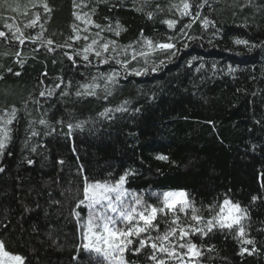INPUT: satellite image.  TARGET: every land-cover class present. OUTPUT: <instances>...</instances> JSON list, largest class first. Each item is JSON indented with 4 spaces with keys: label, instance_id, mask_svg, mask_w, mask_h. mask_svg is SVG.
I'll return each instance as SVG.
<instances>
[{
    "label": "trees",
    "instance_id": "trees-1",
    "mask_svg": "<svg viewBox=\"0 0 264 264\" xmlns=\"http://www.w3.org/2000/svg\"><path fill=\"white\" fill-rule=\"evenodd\" d=\"M190 2L200 17L195 22L172 7L180 0H0V31L7 33L0 37V114L17 113L11 141L0 151V240L25 264H100L97 254L81 247L88 213L75 205L83 198L84 177L115 181L126 172L131 174L125 187L133 192L183 189L202 210L225 196L247 209L243 224L253 245L242 244L235 228L214 229L192 237L201 255L186 257L191 263L264 264V0ZM82 3L87 7L76 6ZM77 12L92 14L104 29L101 35L120 46L139 48L144 38L155 43L174 37L178 51L170 59L167 53L153 55L157 64L165 63L141 76H125L119 65L102 64L93 55L91 63L82 56L73 62L68 55L100 31L88 26L81 36L89 41H69L73 24L85 27ZM37 13V25L26 27ZM205 18L214 24L205 28ZM167 19L178 20L174 29ZM13 22L25 37L42 36L21 45L5 27ZM117 23L124 29L119 36L107 30ZM48 39L54 44L43 43ZM66 41L73 47H57ZM113 70L120 78L107 98L102 88L96 96H77L81 84ZM121 105L127 111H117ZM106 109L112 111L101 116ZM81 122L69 135L67 125ZM158 223L163 232L165 223ZM244 247L255 251L241 255ZM151 254L145 248L125 258L128 264H154Z\"/></svg>",
    "mask_w": 264,
    "mask_h": 264
},
{
    "label": "snow or ice",
    "instance_id": "snow-or-ice-1",
    "mask_svg": "<svg viewBox=\"0 0 264 264\" xmlns=\"http://www.w3.org/2000/svg\"><path fill=\"white\" fill-rule=\"evenodd\" d=\"M147 2V0H145ZM203 3H207V0H203ZM43 8L46 12H50L48 4L43 3ZM79 7H87L86 4H78ZM203 4H198L197 7H202ZM172 7L179 12L180 17H191L192 22L200 19L198 15L192 13V3L190 0H180L179 4H174ZM94 14V13H93ZM152 13L149 12L148 16L151 19ZM76 20L80 21L85 27L82 29L76 25H72L73 36L69 37V41H89V35L85 34L81 36V32L88 33L89 27L94 26L96 29H100L92 35L90 43H87L80 50L76 51L74 55H68L70 60L75 62L76 56H82L84 61H90V55L95 56L100 63L109 64L114 62L120 66V69L126 75L141 76L148 74L149 70L155 72L160 65H163L165 61L152 60L151 57L157 53H167L168 58L175 55V51H178L177 45L173 42L174 37H168V42H153L152 39L144 38L143 42L137 41L140 44L139 48H136L132 44L127 46L118 45L115 40H107L101 35L104 31L100 24L95 23L92 19V14L84 12L83 14L77 12L74 13ZM40 21L39 13L35 14V18L30 20L26 25L28 28L35 27ZM168 28L174 29L178 23L177 19H167L163 21ZM205 28L214 22L209 21L207 18L202 21ZM192 24H186L181 29V36H185V29L191 28ZM5 27L11 32L12 25L5 24ZM43 28V25L40 26ZM108 31H113L116 36L120 35V32L124 29L117 23L115 29L111 25L107 26ZM15 33H19L18 36ZM7 33L0 31V37H6ZM13 36L19 41L21 45L24 44L25 39L32 40L33 43L37 39H40L42 33L37 37H25L24 33L19 27H16ZM143 36V34H141ZM192 39L193 37H188ZM103 41V42H102ZM43 43L51 46L54 41L51 39L43 41ZM237 45H249V41L242 39H235ZM187 46L186 44L184 45ZM256 45H252L255 47ZM57 47L72 48V43L65 42L64 44L57 45ZM50 51H55V48H49ZM120 57H126L121 59ZM143 61L142 67H129L133 61L140 63ZM203 65H201V68ZM9 72L12 70L9 68ZM199 71V69H197ZM19 75L20 73H15ZM3 77L0 76V79ZM120 71L113 70L108 74L100 73L98 77H93L90 82L80 85L82 91H77V96H96L97 89H101L106 93L105 98L112 94L111 85H115L119 82ZM103 80L101 85L98 81ZM63 83V81H61ZM60 85H56L59 87ZM68 87H71V81L68 82ZM51 95V92L48 93ZM41 96L45 93L41 92ZM67 95V93H64ZM127 104V101L124 102ZM117 111H127V109L121 105L116 109ZM111 109H106L105 112L100 113L101 116H107ZM16 110L5 111L0 114V150L7 147L11 141V125L16 119ZM40 124H45L46 121L41 119ZM63 123V121H60ZM83 122L76 124L71 123L67 125L69 135L74 127L82 128ZM33 136L38 135L33 131ZM35 151V149H33ZM156 159L161 161H167L168 157L165 155H158ZM32 163V161H29ZM4 169L0 168V172ZM131 173L126 172L121 175L115 181L109 180H93L89 181L87 177H84V187L82 190L83 198L80 199L75 207L78 209L81 206L88 210L87 217L82 228V244L81 247L89 252L97 254L100 258V264H128L125 258V254L129 251L133 253H139L145 248H150L152 254L149 259L154 264H168L169 261H176L177 264H186L185 257L189 259L198 258L201 255L200 249L192 239L193 236L199 234L200 236H207L208 233L214 229L218 230H232L236 229V238L245 245H253L252 239L246 238V229L243 221L248 218L247 209L243 208L239 202H234L231 198L225 196V198L215 204L209 205L206 209L202 210L197 208L195 202L189 198L186 190H167L163 192L150 193L149 199H145L144 194L130 191L125 187L127 177ZM155 198L156 203H150L151 198ZM257 197H253V200ZM203 211H207L209 214L205 216ZM77 219L80 218V213H75ZM158 220H162L166 227L163 232L160 231V225ZM153 233H156L153 235ZM186 250V251H181ZM255 251V248L251 250L247 247L241 249V255L244 253L251 254ZM0 264H25V258L20 254H14L7 250L5 242L0 240Z\"/></svg>",
    "mask_w": 264,
    "mask_h": 264
},
{
    "label": "rangeland",
    "instance_id": "rangeland-1",
    "mask_svg": "<svg viewBox=\"0 0 264 264\" xmlns=\"http://www.w3.org/2000/svg\"><path fill=\"white\" fill-rule=\"evenodd\" d=\"M9 25H12L13 26V29H12V34H13V32H15V29H16V27H18V25L16 24V23H10ZM20 28V27H19ZM20 30H21V28H20ZM22 31V30H21ZM23 32V31H22ZM15 35L16 36H18L19 35V33H15ZM135 63H137L136 61H133L132 62V64H135ZM132 64L131 65H129V67L130 66H132ZM143 66V61L142 62H140V63H138V65L136 66V67H142ZM1 151V150H0ZM137 193V192H136ZM150 193H153V192H147V193H142V194H144V197H145V199H149V195H150ZM149 202L150 203H156V200H155V198L153 197V198H151L150 200H149ZM87 210V209H86ZM87 213H88V210H87ZM185 261H186V264H193V263H191L186 257H185Z\"/></svg>",
    "mask_w": 264,
    "mask_h": 264
}]
</instances>
